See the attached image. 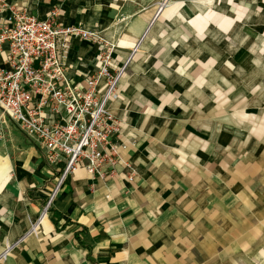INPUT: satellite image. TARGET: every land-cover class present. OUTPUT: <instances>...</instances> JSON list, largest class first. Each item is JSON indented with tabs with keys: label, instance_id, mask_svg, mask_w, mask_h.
<instances>
[{
	"label": "crops",
	"instance_id": "obj_1",
	"mask_svg": "<svg viewBox=\"0 0 264 264\" xmlns=\"http://www.w3.org/2000/svg\"><path fill=\"white\" fill-rule=\"evenodd\" d=\"M7 1L39 16L59 5L61 23L117 44L114 66L130 60L108 104L127 145L118 172L80 163L39 235L0 264H264V0ZM97 51L74 39L65 53L83 86ZM52 172L0 108V253L39 215Z\"/></svg>",
	"mask_w": 264,
	"mask_h": 264
},
{
	"label": "built area",
	"instance_id": "obj_2",
	"mask_svg": "<svg viewBox=\"0 0 264 264\" xmlns=\"http://www.w3.org/2000/svg\"><path fill=\"white\" fill-rule=\"evenodd\" d=\"M166 5L161 2L160 9ZM59 11V5H54L39 16L7 0L0 7V14L7 13L0 24V54L6 62L0 65L2 115H8L42 149L54 175V186L39 215L19 239L6 244L0 259L27 236L39 235L54 200L80 163L104 178L118 172L127 148L114 141L119 119L108 104L130 58L121 67L114 66L117 44L100 29L61 23ZM74 39L98 46L97 70L84 75L87 86L72 77L65 61ZM127 168L124 177L133 179L137 169L131 164Z\"/></svg>",
	"mask_w": 264,
	"mask_h": 264
},
{
	"label": "rangeland",
	"instance_id": "obj_3",
	"mask_svg": "<svg viewBox=\"0 0 264 264\" xmlns=\"http://www.w3.org/2000/svg\"><path fill=\"white\" fill-rule=\"evenodd\" d=\"M164 1H166L167 4H169V3L172 2V0H161L160 3H161V2L163 3ZM163 7H164V6H163ZM163 7H162V8H163ZM162 8H161V9H162Z\"/></svg>",
	"mask_w": 264,
	"mask_h": 264
}]
</instances>
